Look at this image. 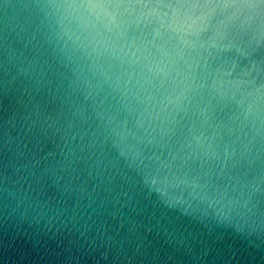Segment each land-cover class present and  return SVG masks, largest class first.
Here are the masks:
<instances>
[{
    "label": "water",
    "instance_id": "obj_1",
    "mask_svg": "<svg viewBox=\"0 0 264 264\" xmlns=\"http://www.w3.org/2000/svg\"><path fill=\"white\" fill-rule=\"evenodd\" d=\"M0 264H264V0H0Z\"/></svg>",
    "mask_w": 264,
    "mask_h": 264
}]
</instances>
